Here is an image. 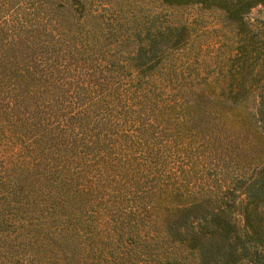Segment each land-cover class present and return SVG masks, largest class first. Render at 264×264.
<instances>
[{
  "label": "trees",
  "instance_id": "trees-1",
  "mask_svg": "<svg viewBox=\"0 0 264 264\" xmlns=\"http://www.w3.org/2000/svg\"><path fill=\"white\" fill-rule=\"evenodd\" d=\"M258 4L0 0V264H264Z\"/></svg>",
  "mask_w": 264,
  "mask_h": 264
},
{
  "label": "rangeland",
  "instance_id": "rangeland-1",
  "mask_svg": "<svg viewBox=\"0 0 264 264\" xmlns=\"http://www.w3.org/2000/svg\"><path fill=\"white\" fill-rule=\"evenodd\" d=\"M190 9L187 8H180L175 9L173 15L176 18H184V16L192 14L194 10L189 12ZM248 18L253 27L262 28L264 29V4H258L251 8L250 12L248 13Z\"/></svg>",
  "mask_w": 264,
  "mask_h": 264
}]
</instances>
